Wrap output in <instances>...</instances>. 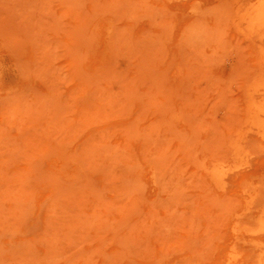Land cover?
<instances>
[{
	"label": "rangeland",
	"instance_id": "374dc122",
	"mask_svg": "<svg viewBox=\"0 0 264 264\" xmlns=\"http://www.w3.org/2000/svg\"><path fill=\"white\" fill-rule=\"evenodd\" d=\"M238 5L0 0V264H264Z\"/></svg>",
	"mask_w": 264,
	"mask_h": 264
},
{
	"label": "bare ground",
	"instance_id": "6f19581e",
	"mask_svg": "<svg viewBox=\"0 0 264 264\" xmlns=\"http://www.w3.org/2000/svg\"><path fill=\"white\" fill-rule=\"evenodd\" d=\"M236 1L239 2V22L245 27V30H247L249 34L257 33L259 36V44L264 47V0H249L253 2L249 5L241 4L242 2L248 0ZM257 109L259 110V108ZM258 130L262 131L261 128ZM227 264H235L234 258L230 257Z\"/></svg>",
	"mask_w": 264,
	"mask_h": 264
}]
</instances>
